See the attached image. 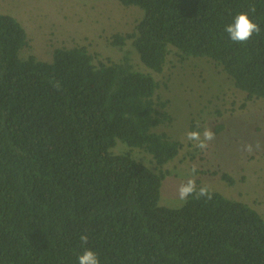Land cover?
Listing matches in <instances>:
<instances>
[{
	"label": "trees",
	"instance_id": "1",
	"mask_svg": "<svg viewBox=\"0 0 264 264\" xmlns=\"http://www.w3.org/2000/svg\"><path fill=\"white\" fill-rule=\"evenodd\" d=\"M118 1L141 17L111 35L130 49L107 61L84 45L24 56L25 28L0 13V264H78L85 249L99 264H264V215L250 204L212 189L182 204L160 197L183 143L156 130L173 116L153 75L176 51L264 99V0ZM239 12L261 29L246 43L224 31Z\"/></svg>",
	"mask_w": 264,
	"mask_h": 264
},
{
	"label": "rangeland",
	"instance_id": "2",
	"mask_svg": "<svg viewBox=\"0 0 264 264\" xmlns=\"http://www.w3.org/2000/svg\"><path fill=\"white\" fill-rule=\"evenodd\" d=\"M0 13L15 16L25 28L29 46L22 54L44 60H50L54 47L80 45L105 61L121 59L129 42L118 50L110 44L111 35L132 31L141 17L140 9L118 0H0ZM129 53L138 68L148 71L132 50ZM153 75L160 84L157 92L170 100L173 116L170 124L156 130L183 143L164 167L169 173L160 194L163 202L177 201L178 186L194 178L197 185L206 184L264 215V99L245 100V93L212 60H181L176 51L168 55L163 71ZM192 125L215 133L206 150L186 139ZM223 171L237 183L229 186L214 174Z\"/></svg>",
	"mask_w": 264,
	"mask_h": 264
},
{
	"label": "clouds",
	"instance_id": "3",
	"mask_svg": "<svg viewBox=\"0 0 264 264\" xmlns=\"http://www.w3.org/2000/svg\"><path fill=\"white\" fill-rule=\"evenodd\" d=\"M224 31L228 34V37L231 41L237 43H246L249 39L252 38L253 34H259L261 29L257 23L252 21L249 18V15L245 12L237 13L233 21L225 26ZM59 86L58 84L56 85ZM186 139L194 143V146L201 150H206L209 146V142L215 139V133L210 127H204L201 130H189L185 134ZM193 176L196 173V167L193 166L191 169ZM211 190L208 185L203 184L197 187L194 178H189L186 182L181 183L177 189V198L182 203H186L189 197H195L200 199L205 197L211 199ZM87 235L81 234L80 240L82 242H87ZM78 264H99V259L97 254L90 250L85 249L77 257Z\"/></svg>",
	"mask_w": 264,
	"mask_h": 264
}]
</instances>
